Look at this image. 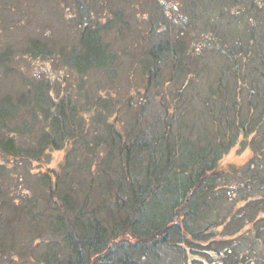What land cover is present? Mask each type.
Here are the masks:
<instances>
[{"label": "trees", "instance_id": "trees-1", "mask_svg": "<svg viewBox=\"0 0 264 264\" xmlns=\"http://www.w3.org/2000/svg\"><path fill=\"white\" fill-rule=\"evenodd\" d=\"M43 1L54 11L47 41L19 49L8 32L36 20L37 2L0 0V264H192L193 251L225 259L231 249L217 245L231 237L264 245V0H178L169 9L153 0L158 24L144 16L146 0ZM121 17L141 21L135 46L117 43ZM63 20L80 36L68 50L52 36ZM163 31L169 37L155 39ZM28 48L62 59L59 71L99 72L94 98L83 83L88 99L73 104L84 90L64 72L57 97L41 83L3 92ZM139 64L143 87L121 99ZM234 150L247 155L228 161Z\"/></svg>", "mask_w": 264, "mask_h": 264}, {"label": "rangeland", "instance_id": "rangeland-1", "mask_svg": "<svg viewBox=\"0 0 264 264\" xmlns=\"http://www.w3.org/2000/svg\"><path fill=\"white\" fill-rule=\"evenodd\" d=\"M42 1V5L40 6V2L39 0H36L37 3H32V5H38V7H36V11L38 12L36 14V20L33 22H27L26 24H24V26H22L21 28H14L16 30L14 31H9L8 34L10 35V37L7 38L8 40L12 41L13 44H16V46L19 49H23L29 42V45L32 44V40H39L41 43H44L47 41V39L45 38V35L43 34L46 31V26L45 24L48 22H50L52 20V15L54 14V11L51 13L50 10L47 7L51 6V5H47L46 3L48 1ZM67 3L68 1L65 0ZM117 5H122L123 1L126 0H115ZM178 0H158V2L162 5L165 6L164 9H169L172 8L174 6V3L177 2ZM133 2V1H132ZM158 2H155L153 0H146L144 7L142 6V8H144L143 14L144 16L149 15V13L152 14V21H154V24H158V22L164 20L163 16L161 15L163 12L162 7L157 6L156 4H159ZM147 4H152L150 6H147ZM182 4V3H181ZM40 6V8H39ZM23 10V8H21ZM39 9V11H38ZM109 9V8H108ZM52 11V10H51ZM133 11V10H132ZM113 12V13H110ZM118 12L117 8L113 7L111 8V10H109L110 13V17L112 19H114L115 13ZM148 14H147V13ZM94 13L96 15L100 14L99 11L94 10ZM24 14V13H23ZM22 14V15H23ZM15 19L19 20L20 16L18 15H13ZM128 17V16H126ZM121 21L122 23H115V25L121 29L122 31H125V36L122 37V34H120L117 43L120 41V44H122L121 47L129 45V39L133 40V46H135L136 41H137V37H138V23H140L141 21L138 22V18L132 19L130 23H128L125 19V17H121ZM145 26L143 28H140L144 33H148L147 31H149V28L151 30L153 24L149 22L148 17L146 19V22L144 23ZM54 28V34L52 35L53 37H55L56 39H63L65 38L67 42V40L69 41L68 43H66L67 45V50L69 48H72L74 45H79L80 44V36L79 34L75 31L74 33H72V27L66 23L63 20V23H56L53 25ZM108 37H105L109 40V42L112 43V45L115 44V38L113 36V34L107 35ZM164 36H168L169 34L167 33V31H163V32H159L155 35V39H158L159 37H164ZM116 37V36H115ZM117 38V37H116ZM143 41H145L143 39ZM132 44V42H130V45ZM149 42L146 43V45L148 46ZM28 54H25L26 57H22L19 58V56L14 60L13 65L14 67H17V69H14V72L17 74V77L15 81L10 80L9 83L6 85H3L1 87V90L3 92L6 91H17V92H21L24 91L25 88H27L29 85H38L39 83L43 84L41 85L44 88V91L46 92L47 96H48V90H50L53 94V96L57 97L58 94L60 92H62L63 87H62V82H60L58 80V73H63L67 76L68 80H70L72 83L77 85V89H79V86L82 87V89L84 90V93H82L80 95V99L81 102H77L73 103V104H77L76 106H82V103L85 101V99H88V97L86 96V88L84 86H82L81 84L86 83L87 88L89 90V92L92 94V97L94 98V91H96V89L98 88L97 84L100 83V73L99 72H94V70L86 73L83 75V77H81L79 74H77L76 70L74 69H61L59 71L58 69V63L62 62V59L59 60V62L57 63L56 61H54V59H48L46 58V60L35 57L34 54V50L32 48H28ZM64 51L63 55L65 56L66 51ZM57 49L54 50V54L57 53ZM133 54V51H132ZM63 57V56H62ZM61 57V58H62ZM123 60L125 61L126 59L123 58ZM134 61H136L137 59H133ZM57 63V64H55ZM65 64V63H64ZM63 64V65H64ZM140 66L138 67L139 70H137L136 72H133L132 78L135 82L130 84L127 88H124L122 93H121V99L125 98V99H131V96L137 91V89H141L142 83L145 82L146 79V75L144 73L143 70V64H139ZM130 66V64L128 65V67ZM19 69V70H18ZM131 69V68H130ZM150 71H152L153 69V65H150L149 67ZM24 71V73L22 72ZM51 76H56V79L54 80L53 83H45V75L47 74L46 72ZM131 72V70H129ZM20 72V73H19ZM47 76V75H46ZM136 77V78H134ZM83 78V79H82ZM65 82V79H64ZM47 86H46V85ZM134 85V86H133ZM142 86V87H141ZM48 87V88H47ZM132 89V90H131ZM103 92L107 91L106 87L102 88ZM112 91V90H111ZM120 93V92H119ZM130 93V96H129ZM108 96V93H104ZM51 100V99H50ZM62 152L61 150L58 151L57 153L54 154V157L52 159V162L50 163L51 165H55L58 160L60 161L63 157H62ZM247 153L245 152H240L237 150H234L230 153L229 157H228V161H242L245 157H246ZM47 166V165H45ZM222 227L219 228V230H221ZM241 241L245 242V243H241ZM175 245H181V244H175ZM217 246L221 247L222 249H224L225 247L231 249L230 254L226 255V258L221 260L224 257V254L222 252H217V253H210L212 250L210 249V251H205L206 255L200 254L197 251H193V255L191 258H194L196 260V262L192 263V264H220V262H222V264H259V255L262 251V249H264V245H260L258 242L257 244H253L251 243L249 240H244V236H239L236 238L231 237V240L227 243H220ZM241 254L242 255V259L241 258ZM262 254H264V252H262ZM210 255V256H208ZM204 256V257H203ZM161 259H164V256H161ZM244 260V262H243ZM6 261L8 262V264H37L39 262L34 261V260H28L26 262H24V260L20 257H16L14 259H10V257H6V258H2L1 262ZM41 264V263H40ZM167 264H171L168 260ZM173 264H180L178 260H174Z\"/></svg>", "mask_w": 264, "mask_h": 264}]
</instances>
